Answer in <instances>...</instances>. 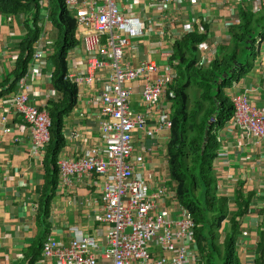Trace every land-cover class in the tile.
Here are the masks:
<instances>
[{"label": "crops", "instance_id": "obj_1", "mask_svg": "<svg viewBox=\"0 0 264 264\" xmlns=\"http://www.w3.org/2000/svg\"><path fill=\"white\" fill-rule=\"evenodd\" d=\"M48 1L40 2L42 18L38 25L41 27V35L32 46L31 61L26 72L16 82L13 91L0 98V264H29V259L36 254L38 241L46 232L47 238L52 237L63 246H67L78 235L93 238L99 244V251H103L111 228V225L96 220L103 211V178L73 176L68 184L62 185L58 166L61 160L81 159L91 149L104 154L100 135V122L103 118L99 95L110 74L109 69L98 73L90 86L76 89V102L62 119L64 147L56 157L57 187L49 215L45 223L37 218L38 202L46 175L43 163L47 165L50 159L47 158V148L43 156L31 155L33 146L30 130L24 120L15 114L13 101L18 95L26 93L29 105L47 112L51 120V105L56 106L63 98V94L53 83L56 71L53 58L58 49V32L48 19L51 11ZM116 3L124 16L137 18L143 28L140 38L129 40L124 64L133 68L142 63L155 64L161 71H169L173 76L172 85L177 75L169 66V61L176 40L194 30L202 33V28L206 27V39L201 47L197 66L206 70L218 60L220 71L216 74L220 78H226V75L236 71L238 65H243L241 60L248 51L244 45H237L229 37L230 28L240 22L239 11L249 12L255 17L264 11V0H116ZM69 12L75 19V11ZM27 18L29 17L24 15H0V86L4 89L15 81L17 62L23 58L20 46L28 27H31L30 22L26 23ZM263 22H253L250 27L255 41H260L254 58H248L245 63L251 66L248 73L237 80H228L224 94L228 98L245 95L251 106L264 112ZM242 23L245 24L246 21L242 20ZM239 35L241 33L237 36ZM76 38L79 44L67 54L65 73L82 75L90 56L84 50L77 26ZM37 52L41 58L34 60L33 54ZM226 53L229 58L235 54L237 60V63H228L227 69ZM144 83L145 81H136L126 85L131 90L129 112L133 117L148 115L141 99ZM171 86L164 99L151 109L148 127L157 129L153 136H147L142 130L133 133L132 162L135 157L142 156L143 165L134 163V173L142 176L152 189L163 187L175 194V202L167 198L160 204L159 212H164L165 217L170 220H176L186 211L193 220L189 210L178 200L176 184L170 177L168 146L171 129H160L157 125L161 111L169 112L172 122L174 92ZM188 92L191 94L195 91L189 88ZM170 93H173L172 97L169 96ZM194 101L195 97L191 95L189 107H193ZM217 142L219 149L213 163V172L218 195L233 200L235 190L240 185L244 195H253L249 213L239 219L241 235L237 240L241 264H253L254 246L259 241L262 230L264 233V143L248 136L230 121L218 130ZM229 208L231 212L237 211L233 201L229 203ZM223 240L224 234L221 233L218 244H222ZM177 246L180 247L181 244ZM189 248L192 256L197 257V264H205L199 257L195 237L189 243ZM154 252L160 253V250L156 249ZM44 262L40 253L36 264Z\"/></svg>", "mask_w": 264, "mask_h": 264}, {"label": "built area", "instance_id": "obj_2", "mask_svg": "<svg viewBox=\"0 0 264 264\" xmlns=\"http://www.w3.org/2000/svg\"><path fill=\"white\" fill-rule=\"evenodd\" d=\"M64 4L68 11H75L78 36L90 56L85 73L65 74L64 82L80 89L93 84L96 75L105 69L110 74L99 95L104 154L91 149L77 161H59L60 179L64 185L73 176L103 178V211L96 220L111 228L103 251H99L93 238L78 235L63 246L49 237L42 244L41 259L44 264H197V257L192 256L189 248L195 237L190 215L185 211L182 217L170 220L159 212L160 204L167 198L175 202V194L163 187L152 189L142 176L134 173V163L143 165L142 156L132 162L133 133L142 130L153 136L157 129H149V115L166 96L173 76L152 63L134 68L124 64L129 40L140 38L143 28L137 18L120 12L116 0H65ZM259 41L254 42L255 51ZM40 58L39 52L33 54L34 60ZM136 81H145L141 99L148 115L133 117L129 112L131 90L126 85ZM230 101L234 109L230 122L264 143V112L251 106L245 95H233ZM13 110L30 130L31 155L43 156L50 142L51 120L47 112L30 106L26 93L14 99ZM171 123L169 112L161 111L158 128L170 130ZM156 249L160 253L154 252Z\"/></svg>", "mask_w": 264, "mask_h": 264}, {"label": "trees", "instance_id": "obj_3", "mask_svg": "<svg viewBox=\"0 0 264 264\" xmlns=\"http://www.w3.org/2000/svg\"><path fill=\"white\" fill-rule=\"evenodd\" d=\"M40 2L41 0H0V15L5 17L28 16L26 23H31L20 46L23 58L17 62L16 79L5 86L6 89L0 86V98L14 90L16 82L24 75L31 61L32 46L41 35V27L38 25V22L41 24L42 18ZM48 2L51 10L48 19L58 32L56 38L58 49L53 58L56 64L53 83L63 94V98L56 106L51 105L53 109L50 110V142L46 150L50 161L48 160L47 165L43 163L46 168L45 184L40 194L37 214L38 220L43 223L49 215V208L57 187L56 157L64 147L62 119L76 102L75 86L63 80L66 74L65 60L68 52L79 44L76 38V21L65 7L64 0H49ZM253 15L240 10V22L230 28L231 36L229 35L237 45L242 44L246 50L250 51V59L256 54L255 37L250 27L253 22L257 21L259 24L264 21V11L257 17ZM242 20L246 23L243 24ZM204 28H202V33L194 30L183 35L173 44L169 66L176 71L177 79L171 86L174 98L172 100L171 138L168 146L169 171L171 180L176 184L178 200L189 210L193 218L195 242L201 261L205 264H241L237 250V240L241 235L239 219L249 213L253 195H244L242 185L235 190L233 200L218 195L213 163L219 149L218 130L232 119L234 110L230 99L224 94V89L228 80L231 81L233 78L237 80L238 77L248 73L251 66L249 64L238 65L236 71L226 75V78H220L216 74L220 71L218 60H215L206 70L198 68L201 47L206 39ZM238 33L242 36H237ZM263 33L264 29H262ZM225 62V69L228 63H237L235 54L229 58L226 53ZM189 88L195 92L190 94ZM191 95L195 97L193 107H189ZM214 115V122L209 124ZM231 201L234 202L237 211H230ZM221 233L224 234V240L222 244H218ZM47 234V232L42 234V238L38 241L36 254L29 259V264H36L39 260L42 244L48 237ZM253 264H264L263 230L259 241L254 246Z\"/></svg>", "mask_w": 264, "mask_h": 264}, {"label": "rangeland", "instance_id": "obj_4", "mask_svg": "<svg viewBox=\"0 0 264 264\" xmlns=\"http://www.w3.org/2000/svg\"><path fill=\"white\" fill-rule=\"evenodd\" d=\"M250 51H247V53H245V58H243L241 61L243 63V65H245L246 61L248 60V58L250 59Z\"/></svg>", "mask_w": 264, "mask_h": 264}, {"label": "water", "instance_id": "obj_5", "mask_svg": "<svg viewBox=\"0 0 264 264\" xmlns=\"http://www.w3.org/2000/svg\"><path fill=\"white\" fill-rule=\"evenodd\" d=\"M213 118H215V115H214V117H213ZM213 121H214V119H212V120L209 122V124H211Z\"/></svg>", "mask_w": 264, "mask_h": 264}, {"label": "clouds", "instance_id": "obj_6", "mask_svg": "<svg viewBox=\"0 0 264 264\" xmlns=\"http://www.w3.org/2000/svg\"><path fill=\"white\" fill-rule=\"evenodd\" d=\"M229 99H230V98H229ZM212 119H214V118H212ZM212 119H211V120H212ZM230 121H231V120H230ZM213 122H214V121H213ZM213 122H212V123H213ZM212 123H211V124H212Z\"/></svg>", "mask_w": 264, "mask_h": 264}]
</instances>
